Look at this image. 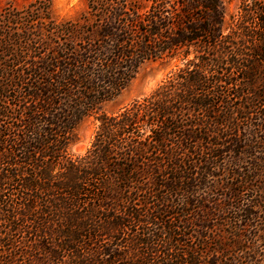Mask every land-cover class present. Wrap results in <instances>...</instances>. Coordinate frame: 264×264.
Wrapping results in <instances>:
<instances>
[{
	"label": "trees",
	"instance_id": "1",
	"mask_svg": "<svg viewBox=\"0 0 264 264\" xmlns=\"http://www.w3.org/2000/svg\"><path fill=\"white\" fill-rule=\"evenodd\" d=\"M149 62L174 69L104 113ZM0 264H264V0L2 9Z\"/></svg>",
	"mask_w": 264,
	"mask_h": 264
},
{
	"label": "rangeland",
	"instance_id": "2",
	"mask_svg": "<svg viewBox=\"0 0 264 264\" xmlns=\"http://www.w3.org/2000/svg\"><path fill=\"white\" fill-rule=\"evenodd\" d=\"M33 0H0V11L12 5L21 8ZM226 19L240 13L241 0H223ZM86 6V0H50V11L54 19L61 21L76 18ZM174 69V64L149 62L144 64L135 79L114 99L103 106L106 114L114 113L128 106L135 100L148 95ZM98 125L94 117L85 119L77 128L75 141L69 147L72 155H81L89 147Z\"/></svg>",
	"mask_w": 264,
	"mask_h": 264
}]
</instances>
